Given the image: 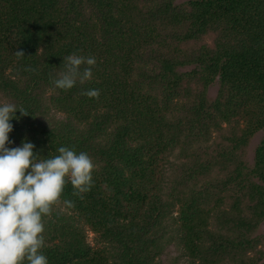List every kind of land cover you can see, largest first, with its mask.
Returning <instances> with one entry per match:
<instances>
[{
  "label": "trees",
  "instance_id": "obj_1",
  "mask_svg": "<svg viewBox=\"0 0 264 264\" xmlns=\"http://www.w3.org/2000/svg\"><path fill=\"white\" fill-rule=\"evenodd\" d=\"M171 2L155 0L136 13L140 21L168 19L172 28L161 36L141 30L115 0H0V93L29 112H16L6 146L19 147L26 139L41 156L66 146L100 162L83 198L70 183L65 186L60 202L72 213L53 211L48 222L54 234L43 248L49 264H161L158 257L169 242L163 235L170 204L161 191L164 159L176 147L185 152L193 141L207 140L221 122L231 125L230 145L209 161L195 155L182 163L179 184L238 160L249 138L264 133V0H189L183 10ZM210 31L216 33L213 46L190 45ZM73 53L96 57L93 78L57 89L51 78ZM87 89H99V97L84 95ZM48 90L59 93L46 99L58 102L65 120H40ZM249 172L257 180L251 184L253 216L231 219L236 228L250 230L252 220L264 218V135ZM194 197L187 210L201 201ZM204 213L188 214L187 229L182 227L186 247L203 259L193 264L219 260L206 259L215 252L200 243L201 230L211 235ZM84 225L104 248L86 242Z\"/></svg>",
  "mask_w": 264,
  "mask_h": 264
},
{
  "label": "rangeland",
  "instance_id": "obj_2",
  "mask_svg": "<svg viewBox=\"0 0 264 264\" xmlns=\"http://www.w3.org/2000/svg\"><path fill=\"white\" fill-rule=\"evenodd\" d=\"M115 1L128 19H132V22L135 24L141 23V30L149 31V29H154L153 35L159 34L164 36L172 28V25L168 23V19L149 20L148 22L139 20L136 13L145 10L155 0ZM188 1L172 0L169 5L177 10H183L188 8ZM215 37L216 33L210 31L201 40L190 45L196 47L203 43L207 44V46H213ZM100 43H102V40ZM105 50L103 49L102 51ZM148 67H151V65ZM15 77L20 78L18 75ZM132 77L133 80H137L136 70L132 73ZM129 83L132 85V80H129ZM215 93L216 87L213 86L209 91V95L213 97ZM58 94L53 93L51 90L44 93V101L48 108L46 114L40 117L42 122L65 120V113L57 108L58 102H51L49 99H46V97H53ZM0 102H10L9 97L0 93ZM169 116L171 115L169 114ZM231 129V125L221 122L218 128L211 129L207 140L199 139L193 141L185 152L180 147H176L170 152L169 157L164 159L163 165L166 181L163 183L161 191L163 192V200L172 204V206L169 209V204L168 208L165 209L166 218L163 224L164 227L166 226V229L164 228L163 235L169 242L158 257L161 264H193L203 261V259L199 258L200 255L196 256V254H192L186 247L187 237H185L182 230V227L187 229V224H189L190 219L187 217L188 214L192 215L200 211H205L203 216L207 220L203 224L207 223L208 233L211 235L209 236L201 230V240L200 238L198 239L200 243L209 246L210 253L215 252L213 255L207 254L206 259H219L214 264H264V218L259 221L252 220L251 223L254 224V228L250 230L244 225H239L236 228L231 219L237 214H241L244 218H251L253 216L250 209V206L254 204L251 184L257 180L249 175V171L254 164V149L264 135L262 131L254 133L249 138L246 145L243 146L244 151L239 153L238 160L228 162L225 165L216 164L205 175H200L196 178H189L187 176L179 184L175 182L176 177L183 173V171L179 170L182 163H191L195 155L200 156L201 162L209 161L224 146L230 145L229 139L232 137L231 132H233ZM93 161L96 165L95 169H98L100 162L95 159ZM238 161H240L241 165H238ZM235 168H240V176L234 173ZM172 178H174V183H170V179ZM191 196H196L194 198H199L201 201L197 200L193 208L187 210L185 205L189 204L188 201H190ZM198 203L200 204L197 205ZM53 211L55 214L56 211L72 213L60 201L54 206L51 216L44 218L45 243H48L50 240L49 234L54 236L52 232L53 225H48V222L52 220V215H54ZM83 229L86 242L92 248L105 247L104 243H98L97 235L88 226L84 225ZM192 231L196 232L195 229ZM198 239L196 238L194 241L199 242Z\"/></svg>",
  "mask_w": 264,
  "mask_h": 264
},
{
  "label": "clouds",
  "instance_id": "obj_3",
  "mask_svg": "<svg viewBox=\"0 0 264 264\" xmlns=\"http://www.w3.org/2000/svg\"><path fill=\"white\" fill-rule=\"evenodd\" d=\"M15 54L25 57L22 51ZM96 64L93 55L70 54L63 57V68L51 82L57 89L70 90L78 82L90 81ZM83 94L98 98L100 90L87 89ZM17 111L29 115L14 102H0V264H49L43 252L44 218L51 216L68 183L81 198L92 189L96 165L88 153L73 147L61 146L57 154L46 157L26 139L19 147H7ZM64 203L73 206L70 200Z\"/></svg>",
  "mask_w": 264,
  "mask_h": 264
}]
</instances>
